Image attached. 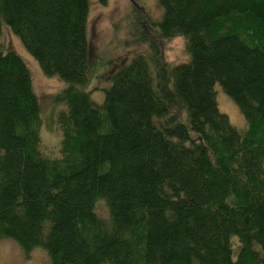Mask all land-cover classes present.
Instances as JSON below:
<instances>
[{"label": "trees", "instance_id": "16d2710c", "mask_svg": "<svg viewBox=\"0 0 264 264\" xmlns=\"http://www.w3.org/2000/svg\"><path fill=\"white\" fill-rule=\"evenodd\" d=\"M156 2L148 54L112 66L98 104L89 0H0V35L66 84L50 157L31 73L0 51V239L51 264H264V0ZM177 37L188 61L172 65Z\"/></svg>", "mask_w": 264, "mask_h": 264}, {"label": "rangeland", "instance_id": "374dc122", "mask_svg": "<svg viewBox=\"0 0 264 264\" xmlns=\"http://www.w3.org/2000/svg\"><path fill=\"white\" fill-rule=\"evenodd\" d=\"M162 10L156 0H89L88 39L91 50L90 79L87 90L96 103L103 101L102 89L108 84L103 80L112 66L128 62L133 57L148 54V44L155 38V29L150 23L159 21ZM150 28L152 30H150ZM164 58L172 65L186 63L188 55L182 37L161 44ZM0 51L16 53L28 67L34 93L41 111V151L50 157L60 156L61 135L56 126V115L63 109L56 97L66 88L57 77L45 76L37 62L28 55L15 35L3 27L0 35ZM216 101L221 112L225 113L240 131L247 128L246 120L236 104L224 93L219 84L215 86ZM102 214L103 200L96 206ZM237 241L234 242V245ZM0 264H51L46 250L37 247L28 254L12 239H0ZM111 264V263H105Z\"/></svg>", "mask_w": 264, "mask_h": 264}]
</instances>
